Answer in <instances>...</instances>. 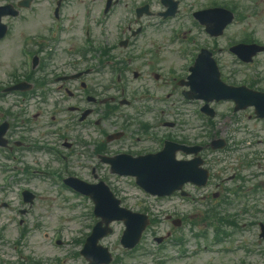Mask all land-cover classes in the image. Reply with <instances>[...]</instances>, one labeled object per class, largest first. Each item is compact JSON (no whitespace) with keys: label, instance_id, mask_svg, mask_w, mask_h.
I'll return each mask as SVG.
<instances>
[{"label":"rangeland","instance_id":"1","mask_svg":"<svg viewBox=\"0 0 264 264\" xmlns=\"http://www.w3.org/2000/svg\"><path fill=\"white\" fill-rule=\"evenodd\" d=\"M16 50V55L13 54L12 56V61L9 63H6L5 60L2 62V68L0 70V82L2 84L6 83L9 81L7 76H4V73L8 72V70H10L13 66L18 65L20 63V60L18 58V47H15ZM170 58V57H168ZM171 62V61H170ZM40 101H36L37 106L34 105L32 107V110L30 112V116L33 118V125H43V123L46 120H50L51 117V113H44V105L43 104H38ZM40 112V114H42L41 118L38 119H34L35 114H37V112ZM63 117L58 116V120H62ZM65 122H60V126H64ZM39 129V127H38ZM42 134V130H37L34 132V134L32 135L33 138H39L40 135ZM32 156H34L32 154ZM39 155L37 154L35 157H33V159L37 158ZM49 161H52V158L50 156H47ZM30 165H34V163H32L31 161H29ZM41 164L44 165V160L41 162ZM58 163L57 162H53V167L51 169H57ZM33 187H35L38 190H42V189H46V188H51V186L44 184L43 182H34L33 183ZM48 189H46L48 191ZM51 191H48L47 193H44V197L41 198V200L39 201V206L41 208H43V203L45 205V208H43L42 210L45 211L47 208L53 209V206L56 205L53 202V199L50 197L52 193H50ZM174 204L173 203H169L167 206L165 207H169L168 209H171V206ZM58 213H61V210H58ZM46 218V223L47 226L46 228H43L41 231H35L32 233V235L29 237V241L31 242L30 247L28 249V252L31 254H35L37 257H44V258H48L51 257L53 254H56L57 256L59 255V251L60 249H57L56 247L53 246V244L51 243L52 240V236L54 234V232L51 233V237L48 235V232L52 231V227L55 226L56 224L60 223L61 219L51 213H46L45 215ZM35 222V221H34ZM55 230V229H54ZM249 234H251V231H248L247 235L249 236ZM253 239H249L250 244L253 245L254 242L257 239V234L256 232H254L253 234ZM64 238L67 240H70L68 237L64 236ZM115 239H111V241L113 242ZM11 242H14V240L12 239ZM74 248V247H72ZM14 247H10V252H13ZM226 257V256H225ZM224 257V259H225ZM210 258V255H203L201 256L199 259L196 260V262L194 264H202V263H207L206 261H208ZM261 257H254V260H256L259 264L261 261ZM131 263H137V258H132L130 260ZM232 261L228 260H222L220 263H216V264H229ZM191 264V263H190ZM209 264V263H208Z\"/></svg>","mask_w":264,"mask_h":264},{"label":"flooded vegetation","instance_id":"2","mask_svg":"<svg viewBox=\"0 0 264 264\" xmlns=\"http://www.w3.org/2000/svg\"><path fill=\"white\" fill-rule=\"evenodd\" d=\"M104 151H107V145H105V147H104Z\"/></svg>","mask_w":264,"mask_h":264}]
</instances>
